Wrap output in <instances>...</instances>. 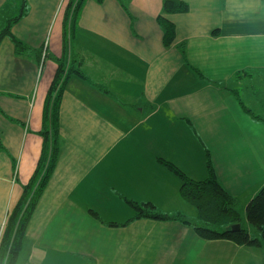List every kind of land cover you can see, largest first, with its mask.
Here are the masks:
<instances>
[{"label": "crops", "instance_id": "0c3cea01", "mask_svg": "<svg viewBox=\"0 0 264 264\" xmlns=\"http://www.w3.org/2000/svg\"><path fill=\"white\" fill-rule=\"evenodd\" d=\"M165 1L0 0V245L43 157L59 64L73 68L15 264H264V246L135 217L150 203L196 218L161 160L197 181L210 160L260 238L246 208L264 187V0H180L178 13Z\"/></svg>", "mask_w": 264, "mask_h": 264}, {"label": "trees", "instance_id": "16d2710c", "mask_svg": "<svg viewBox=\"0 0 264 264\" xmlns=\"http://www.w3.org/2000/svg\"><path fill=\"white\" fill-rule=\"evenodd\" d=\"M73 1L74 0H72V2ZM81 1L79 0V2ZM98 1L101 2L103 0ZM187 10V4L180 0H166L164 3L165 13H178ZM165 16L166 14H162L159 17V21L164 27L165 44L169 46L174 39L175 26ZM19 19L20 17L13 21ZM9 34H11V27L7 26L3 33H1L0 38ZM14 41L19 51L25 49L22 42L16 38H14ZM65 72L67 73L66 75H64ZM72 72L73 68L66 66L65 61L60 62L57 74L46 100L45 121L47 128L43 157L39 169L33 178V182L25 187L24 196L21 202L12 214H10L0 245V264L16 263L27 223L33 213L45 183L49 178V174L52 171V163L56 149L54 150L53 146L54 152L52 150L50 156L51 134H55L58 127L61 98L64 93L65 83ZM1 147L2 145L0 141V148ZM161 162L182 180L181 194L188 203L196 208L198 215L196 218H190L182 213L174 215L163 214L158 211L153 204L133 203L132 205L136 210V218L150 217L163 220L176 219L192 225L197 233L207 240L223 239L233 241L239 245L254 247L264 246V187L258 195L249 202L246 208L249 224L260 233V238H255L252 237L248 229L242 225L240 230L231 229L232 225L240 224L241 222L240 214L237 210L239 207V201L230 195L220 184L210 160L207 166L209 175L202 181L189 178L178 167L170 162L164 160H161Z\"/></svg>", "mask_w": 264, "mask_h": 264}, {"label": "water", "instance_id": "95a60500", "mask_svg": "<svg viewBox=\"0 0 264 264\" xmlns=\"http://www.w3.org/2000/svg\"><path fill=\"white\" fill-rule=\"evenodd\" d=\"M232 230H240L241 229V225L240 224H234L231 227Z\"/></svg>", "mask_w": 264, "mask_h": 264}, {"label": "rangeland", "instance_id": "374dc122", "mask_svg": "<svg viewBox=\"0 0 264 264\" xmlns=\"http://www.w3.org/2000/svg\"><path fill=\"white\" fill-rule=\"evenodd\" d=\"M67 73L65 72V74L64 75H66ZM245 220V219H244Z\"/></svg>", "mask_w": 264, "mask_h": 264}]
</instances>
